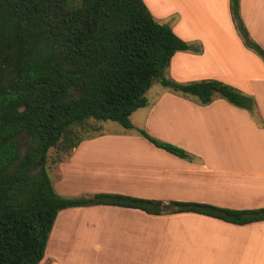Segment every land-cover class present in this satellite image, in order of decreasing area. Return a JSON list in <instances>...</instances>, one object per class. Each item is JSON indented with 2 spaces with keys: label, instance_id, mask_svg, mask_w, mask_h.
<instances>
[{
  "label": "crops",
  "instance_id": "obj_1",
  "mask_svg": "<svg viewBox=\"0 0 264 264\" xmlns=\"http://www.w3.org/2000/svg\"><path fill=\"white\" fill-rule=\"evenodd\" d=\"M143 1L156 21L190 45L172 56L170 77L229 84L254 98L255 116L222 98L202 105L164 90L143 114L144 127L190 158L138 132L96 133L46 164L55 191L264 207V59L242 43L230 0ZM240 14L264 50V0H240ZM38 264H264V220L235 224L191 211L67 207L58 211Z\"/></svg>",
  "mask_w": 264,
  "mask_h": 264
},
{
  "label": "trees",
  "instance_id": "obj_2",
  "mask_svg": "<svg viewBox=\"0 0 264 264\" xmlns=\"http://www.w3.org/2000/svg\"><path fill=\"white\" fill-rule=\"evenodd\" d=\"M242 42L264 59L239 15ZM190 45L151 15L143 0H0V264H38L59 210L91 204L134 207L151 214L197 212L235 224L264 220V207L150 200L117 193L89 198L58 194L46 170L49 148L68 152L87 119L131 128L154 81L208 104L217 93L254 114L251 95L216 79L187 83L166 77L172 56ZM27 138L21 152L19 135ZM155 146L182 158L181 147L144 130Z\"/></svg>",
  "mask_w": 264,
  "mask_h": 264
},
{
  "label": "rangeland",
  "instance_id": "obj_3",
  "mask_svg": "<svg viewBox=\"0 0 264 264\" xmlns=\"http://www.w3.org/2000/svg\"><path fill=\"white\" fill-rule=\"evenodd\" d=\"M238 11H239V15L241 17L240 0H238ZM231 19H232V16H231ZM232 21H233V19H232ZM233 24H234V21H233ZM234 27H235V25H234ZM235 29H236V27H235ZM236 31H237V29H236ZM237 33H238V31H237ZM248 49H250V48H248ZM250 50H252V49H250ZM165 75H166V77L173 79L168 74V69H167ZM200 80H203V79H200ZM192 81H199V80H191V81H186V82H182V83H187V82H192ZM164 90H168V92H170L172 94L173 93L177 94L179 96H186V97L189 96V97L194 98V99L196 98V96H193V95H185L182 93L174 92V91L170 90L168 87L163 86L160 82L154 81L152 83V85L150 86V88L144 94V96L146 97V100H147L146 106L136 109L130 115V121L132 123L131 128H125L115 121H110V120L97 121V120L90 118V119H87V120L82 121L80 123H76L73 126L74 132H75L76 136L81 138L80 141H82L83 139L88 138L89 136L94 135L96 133H105V134L118 133V132H138V133H140V130H144L147 132L148 131L147 128L144 127L143 114L145 112H148V109L150 108L151 104L154 101H156L157 99H159V97L163 94ZM215 98H222V97H220L217 93H215L213 99H215ZM19 137H20V141L22 144L21 145V152L23 153L25 150V147L27 146V140L28 139L25 138L22 134H20ZM64 153L65 152L59 151L56 147L49 148V150L47 151V154H46V164L49 165L50 161H52L53 159L58 157L60 154H64ZM46 170H47V173H48L50 180H52L53 175H52V177L50 176L51 174L49 173V169H48L47 165H46ZM77 197L89 198V197H91V195L90 196H77Z\"/></svg>",
  "mask_w": 264,
  "mask_h": 264
}]
</instances>
